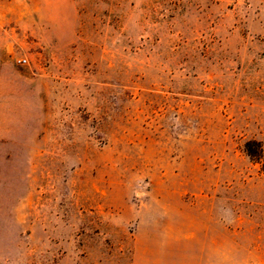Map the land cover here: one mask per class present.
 Here are the masks:
<instances>
[{"label":"rangeland","instance_id":"rangeland-1","mask_svg":"<svg viewBox=\"0 0 264 264\" xmlns=\"http://www.w3.org/2000/svg\"><path fill=\"white\" fill-rule=\"evenodd\" d=\"M250 140L264 0H0V264H264Z\"/></svg>","mask_w":264,"mask_h":264},{"label":"trees","instance_id":"trees-1","mask_svg":"<svg viewBox=\"0 0 264 264\" xmlns=\"http://www.w3.org/2000/svg\"><path fill=\"white\" fill-rule=\"evenodd\" d=\"M244 150L250 160L259 165L260 172L264 174V150L262 143L256 140H250L245 143Z\"/></svg>","mask_w":264,"mask_h":264},{"label":"built area","instance_id":"built-area-1","mask_svg":"<svg viewBox=\"0 0 264 264\" xmlns=\"http://www.w3.org/2000/svg\"><path fill=\"white\" fill-rule=\"evenodd\" d=\"M18 63H19V65L23 66V65L27 64V60H19Z\"/></svg>","mask_w":264,"mask_h":264}]
</instances>
